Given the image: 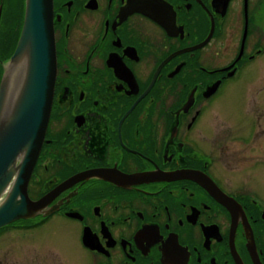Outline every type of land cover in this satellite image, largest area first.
<instances>
[{
  "label": "flooded vegetation",
  "instance_id": "obj_1",
  "mask_svg": "<svg viewBox=\"0 0 264 264\" xmlns=\"http://www.w3.org/2000/svg\"><path fill=\"white\" fill-rule=\"evenodd\" d=\"M24 1L0 0V80ZM52 13L56 78L27 186L52 197L0 229L38 253L0 264H264V195L233 179L264 164V0H52ZM223 95L247 134L226 118L213 139L191 135Z\"/></svg>",
  "mask_w": 264,
  "mask_h": 264
},
{
  "label": "water",
  "instance_id": "obj_2",
  "mask_svg": "<svg viewBox=\"0 0 264 264\" xmlns=\"http://www.w3.org/2000/svg\"><path fill=\"white\" fill-rule=\"evenodd\" d=\"M55 78L52 0H25L21 32L0 80V229L48 214L52 194L32 201L27 186L44 141Z\"/></svg>",
  "mask_w": 264,
  "mask_h": 264
},
{
  "label": "rangeland",
  "instance_id": "obj_3",
  "mask_svg": "<svg viewBox=\"0 0 264 264\" xmlns=\"http://www.w3.org/2000/svg\"><path fill=\"white\" fill-rule=\"evenodd\" d=\"M240 108L241 105L239 106L236 101L233 103H229L227 102V95H223V97L219 98L210 109L206 110L191 135L197 138L199 137V135H202L205 138L213 139L215 133L221 130V125L226 123V118L228 119L227 122H231L233 127H239L242 125L241 128H236V133L247 134L245 129L246 123L242 121ZM208 124H210V127H206ZM262 136L264 137V133H261V137ZM260 145H264V140L260 141ZM252 169L254 168H245L244 166L243 168H241L242 172H240L239 175L235 174V176H233V179H235L237 182H241L244 185L254 187L255 189L260 191L261 195H264V164H260L256 168V176H247V172ZM256 171H251L250 175H254ZM38 232L39 231L36 232L33 240L40 239L41 241L38 240V243L42 246L46 247L48 245H52L58 248L60 254L65 258L71 257L73 256V254L76 255L75 251H71L70 242H68L66 237H63L65 239H43L42 235L44 234V232L40 234H38ZM22 237L23 234H20L19 232H9L3 236H0V260L19 262L23 260V258L28 254L30 255L34 252H37L36 247H32V249H25L23 246L24 244H21L22 242H24V238ZM34 242L35 244H37V241ZM27 246L28 248H31V243L27 242ZM12 253H18L20 254V256L12 255Z\"/></svg>",
  "mask_w": 264,
  "mask_h": 264
}]
</instances>
